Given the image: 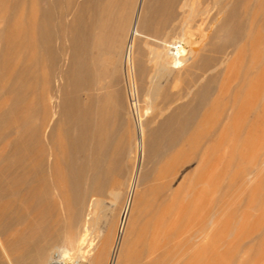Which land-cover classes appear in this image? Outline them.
<instances>
[{
  "label": "bare ground",
  "instance_id": "obj_1",
  "mask_svg": "<svg viewBox=\"0 0 264 264\" xmlns=\"http://www.w3.org/2000/svg\"><path fill=\"white\" fill-rule=\"evenodd\" d=\"M82 2L43 0L42 7L31 8L25 14L28 44L41 43L42 46L40 53L26 50L30 52L26 64L28 78L35 76L36 65L43 61L47 88L50 77L69 80L74 89L81 85L92 87L94 78L104 76L99 69L102 73L96 71V67L102 47L110 39L107 46L116 51L125 78L130 77L132 67L139 78L146 74L149 87L143 91L142 102L145 110L157 112L144 120L141 115L137 131H132L130 122L125 123L126 110L119 91L113 89L109 93L103 85L95 87L99 89L94 91L97 94H88L83 103L77 94L69 96L65 92L57 105L43 104L44 113L57 106L58 110L52 112L53 117L54 114L63 117L56 118L47 134V152L41 153V168L38 166L41 170H38L46 184L43 187H49L44 173L47 161L48 173L51 170L58 175L68 174V183L76 190L74 214L68 225L76 224L77 229L60 239L75 247L77 259L68 262L70 250L62 248L56 257L52 254L49 264H80L85 254L89 264H181L190 256H193L191 264H204L203 256L208 250L216 257L264 258V159L257 161L264 148V52L257 54L254 50L255 56L249 57L254 70L248 64L250 68L246 66L244 78L231 82V78L227 79L230 71L239 69H232L233 62L229 63L232 51H225L226 47L237 46L244 40H250L246 41L250 42L249 46L264 45V0L218 1L219 9L207 25L211 32L205 43L211 50L218 49L219 59L207 67L210 68L208 73L194 74L197 76L187 84L188 89L184 92L186 96L192 94L189 100L175 109L172 107L169 112H166L169 104L173 105L170 101L165 108L155 106L156 99L162 95L165 101L171 97H168L169 92L163 91L162 78H179L183 73L189 74L191 69L203 66V60L200 62L195 58L198 44L190 33L197 25H194L199 19L196 16L203 9L197 4L193 6L190 0H85L91 2L90 10L86 11V4ZM214 2H211L213 6L216 5ZM63 13L71 15L65 24L58 20ZM204 14L202 16L207 15ZM111 18L114 21L110 22ZM56 29L63 34L67 32L69 44L65 47L68 48H52L53 35L58 33ZM117 41L118 48L114 44ZM143 47L148 49V59L143 57ZM62 53L68 63L64 70L59 66ZM143 58L152 64L149 70ZM113 66L109 72L107 70L111 77L107 80L109 84H116L120 79L117 80L120 76ZM16 76L13 74V80ZM218 77L221 79L212 96ZM54 85L56 89L49 98L58 97L62 88L59 83ZM26 135L31 142L38 136V127L29 126ZM167 150L171 153L159 167ZM126 156L131 161L129 170H125L122 163ZM194 159L196 163L185 177L183 175L182 183L173 186L171 182L180 167ZM148 161L151 166L144 165ZM30 168L28 171H33L34 168ZM197 174L199 191L187 192L185 196L190 199L184 203L177 201L187 184L188 189L193 186ZM122 176L123 181L120 180ZM187 178L188 182H185ZM85 179L88 180L85 181L87 188L82 186ZM246 183H250L249 192L233 200V194ZM86 190L90 192L88 200ZM104 194L110 198L107 203L101 196ZM229 195L233 198H226ZM122 198L123 203H120ZM230 200L234 205H229L233 207L227 210ZM150 201L151 208L147 207ZM62 203L66 205V200ZM192 213L194 216H189ZM187 220H192V230L181 227L182 223L186 226ZM142 238L147 241L142 242ZM141 242L143 246H140ZM255 242L261 247L255 249ZM177 244L187 249L173 262L174 254L170 251ZM45 252L44 247L37 250L34 264H45Z\"/></svg>",
  "mask_w": 264,
  "mask_h": 264
},
{
  "label": "rangeland",
  "instance_id": "obj_2",
  "mask_svg": "<svg viewBox=\"0 0 264 264\" xmlns=\"http://www.w3.org/2000/svg\"><path fill=\"white\" fill-rule=\"evenodd\" d=\"M36 1H37L36 3L31 4L30 0H0V54H1L0 56V264H34L35 262L34 259L37 258L36 256L37 250L41 247L46 248V252L44 256L45 264H49V261H51L50 258L52 254H54L55 252H57L58 250L62 248H67L68 250H70V258L67 259L68 262H69V259L73 262L74 260L77 259L78 252L77 253L75 252L77 251L75 247H72V245L70 246V243L68 244L66 240L62 241V239H60V238H63V236L67 232L72 233L77 229V226H75L76 224H74L72 227L68 225L70 218H72L74 214V197L76 195V190H74V188L70 186V183H68L69 181L66 178L69 176L68 174L62 172V174L58 175L57 173L51 172V170H49V173H48L47 171L48 169H46L47 161H45L44 163V168H45L44 173L46 176L47 185L49 186L48 189H45L46 184L41 178L42 174L40 172L41 166L39 165V160H41V153H43V151L47 152V146H46L47 145L46 143L47 134L50 131V129L53 127V125H55L54 122L56 118L58 117H60V119L63 118L58 114H54V117H53L52 112L54 111V109L56 111L58 110L57 106L56 108L55 107L51 108L52 110L48 108V110L44 113L43 112L44 103H50L53 106H55V104L57 105L58 101L60 100V97L65 92H66L65 94L69 96H74L75 94H77L80 98V102L83 103L86 101V96H88V94L92 92H93L92 94H94L95 93L94 91L96 92L97 90L99 91V89H96L98 88L97 86L103 85L104 87H106L105 91L109 93H111L113 89H116L117 91H119L120 95L122 96L123 102H124L125 110L127 112V113L125 112L124 114L125 123L128 124L130 122L129 128L132 129V131L133 130L137 131L136 126L138 123V119L141 118V115H142L141 119L144 120L146 116L147 118H149L151 117L152 113L157 112V111L152 112V110H145V103L142 102L144 101L143 98L145 97V92L147 90V89L145 90V88L149 87L148 86L149 83L147 82L148 78L146 77V74L144 75V78L140 77L141 78L140 80V78L137 76L138 74H136L135 72L136 69L132 67L130 77L125 78L123 74L121 73V69L118 64L117 54L115 55L116 51H113L112 48H109V45L107 46V43L110 42V39L107 40V42L104 44V47H102L103 52L101 51V55H100L101 59H99L100 62H98L99 63L97 65L98 68L96 67V71L98 72L102 71L103 73L102 72L100 73L104 74L105 77L102 75L100 76L101 78L100 77L94 78L95 86L93 85L92 87H90L89 85H81L79 88L74 89L72 86V83L69 80H66L64 78L62 79L61 77L60 78L50 77L51 83H50V86L47 88L45 85V79H44L45 74H46L45 73L46 67H45V62L43 61L38 62V64L36 65L35 76L33 78H28V73L26 69L27 55L31 51L40 53L41 52L40 48H42L41 43H37L36 45H29L26 39L27 36L25 32L26 30V27L24 24L25 14H27L31 8L37 9L43 4V0H36ZM78 1L76 0L77 3H81L82 1H84L82 2V4L83 5L86 4L84 5L86 11L90 10L89 8H91V4H90L91 2L86 3L85 0H78ZM213 1H215L213 4L216 3L217 6L216 5L213 6L211 4V2ZM218 1L220 0H199V1L190 0L193 6H196L197 4L200 8L203 9V12H200L196 16V18L198 17L199 19L197 21L196 20L194 21V25L196 24L197 25L194 26L190 32L192 34L193 39L198 44V50H199L198 56L195 58L198 61L200 59V62L201 60H203V63H201L203 66L200 67L202 68L201 70H199L200 68L191 69V72H189V74L185 75L183 73L184 75L182 74L179 78H173V77L168 78V79L162 78V81H164L163 83H165L163 84V91L166 94H168L169 92L168 97L171 96L170 97L171 99L168 98L169 100L167 99L168 101H165V99H162L164 98V95H162L161 96L162 98L159 97L156 99L157 100L155 101V104H157L155 105L156 107L159 105L160 107L162 106V108H165V106H168L166 103L170 101L169 103H172L173 105L168 103L169 108L166 112H169L170 110L175 109L177 105L179 106L180 104L187 102L192 94H188L186 96L184 92H186L188 89L187 84L188 83L191 84L194 81L193 79H195V77L197 76L194 74L195 73L199 74V72L200 74L201 72L202 74L208 73V70L210 68L207 69V67L213 66L216 63L215 61H218L219 59L218 56L220 55L218 54L219 53L218 49L213 48L211 50V48H209L208 45L205 43L209 40V36L211 32L208 29L207 25H209L210 23L209 21H211L212 17L217 13L219 9L220 4H218ZM211 6L216 7V8L210 9ZM204 10L207 13H205ZM211 11L213 12V14L211 13ZM203 14L204 15L207 14L208 16L207 15L202 16ZM70 18H71V15L69 13L68 14L63 13V17L61 15V17H59L58 20L59 21L62 20L60 23L63 22L62 24H65L66 22L70 21ZM54 19L57 20L55 17ZM206 19H207V22H206ZM112 21L114 20L111 18L110 22ZM198 21L199 23H197ZM57 30L58 29H56V32L58 33L53 35L52 42L54 43H52L53 45L52 48H68V47H65L66 45L68 46L69 44V41L67 39L68 38L67 32L63 34L59 32V30L58 31ZM201 31H205V32H201ZM109 33H110L109 35L111 36L112 32L110 30H109ZM56 36H58L59 38L56 39ZM224 36L225 35L222 36L223 39L225 38ZM206 37H207V40H206ZM246 41H250V40H246ZM246 41L245 40L242 41L237 46L233 45L234 47L228 46L226 47V49L223 48V51L224 49L225 51L226 50L232 51V54H231L232 59L229 61V63L233 62L232 69L233 67L235 69L237 68L239 69L238 71L235 70V72H232L234 71V69L231 70L230 71L231 76L228 74L230 77L227 75L228 76L227 79L231 78L230 79V81L232 80L231 82H234V79L235 80L242 79V76L244 78V74L247 72L245 71L246 69L251 67V69L254 70V67L252 66L253 63H251L252 59H250L249 57H251L252 55L255 56L254 54L255 51L257 52V54L260 53V51L264 52L263 44L262 46L258 45L257 47L256 46L254 47L251 44L249 46L248 44L250 42L247 43ZM203 42L204 44H202ZM114 44L115 45L117 44L115 46L117 48L120 45L118 41L115 42ZM242 45H244L245 47ZM239 46H241L240 47L241 49L239 48ZM30 47L32 48L34 47V48L32 49ZM244 48H246L247 50H244ZM26 50H29L30 52ZM213 50L214 52H212ZM1 51L2 53H4L3 56H2ZM248 51H251V52H248ZM141 52L143 53V57L145 58L148 57L149 52L146 47H143V49H141ZM64 53H62V55ZM65 54L67 55V53ZM65 54L61 56L62 58L60 57V61H59V66L63 70L68 67L67 57H65L66 56ZM214 55L217 57L215 58ZM206 58H208V60ZM234 58H236L237 60H235ZM147 59H144L146 60L144 64H146V68L148 69L150 66H152V64L148 62ZM205 60H207L208 63ZM238 63L239 65L240 64L241 65L239 66ZM248 64H250V67L248 66ZM113 65L116 66V70H115L116 74L117 75L119 74L120 76V77H117V80L119 78L120 79L117 81L116 84L111 83V82L109 84L107 83V80L110 81L111 77H108V74H109L108 72L110 71V68H112ZM97 69H99L100 71ZM147 69H146V72H147ZM251 69L249 70L253 71ZM133 72L135 74H133ZM13 74L17 75L16 80H13L14 79ZM221 78L219 77L217 78L218 79L217 83L214 85L215 88L213 87V90L211 92L212 96H214V94L216 93L215 92L217 90L216 85H218V82L220 81ZM53 79L56 80L55 81L56 84L57 83H59V85L61 84L62 88L58 92V97L53 96L49 98V96L56 89V85H54L55 82H53L54 81ZM129 85L132 87L130 88ZM117 86L118 87L120 86L119 89ZM191 86L193 87V85ZM46 90L47 91L49 90V91L47 92ZM163 102L166 105H164ZM142 106L144 108H142ZM141 112L144 114H140ZM31 125L38 127V136L35 139H32L31 142H29L27 135H26V129ZM148 125H150V123ZM115 127L116 129H118L117 128L118 124H116ZM185 147H187V145ZM170 153L171 152H169L168 150L164 152L163 156L161 157L158 163L159 167L163 166L164 162L167 161V158L170 155ZM126 159H127V156L125 159H123V162H122L124 163L123 167L125 166L124 169L129 170L131 168V161H129V159L127 160ZM262 159H264V148L261 150L260 156L257 157V161L258 160L261 161ZM190 163L185 164V166L183 165L184 167L183 166L180 167V170L176 174L175 180L171 182L173 186H176V183L177 184L182 183L181 180L183 179L182 178L183 175L185 177L191 171L192 167L196 163V160L194 159ZM144 165L151 166L152 163L148 161V162H144ZM38 166L40 168H38ZM29 167H31L30 170L34 168L33 171L29 172L28 171ZM57 179L58 180L60 179V180L58 181ZM198 179H199V176L197 174V176L196 175L194 176L193 186L190 189H188V184H187L184 190H182L180 195L178 196L177 201L184 203L188 199H190V197L185 196L187 192L197 193L199 191L200 185L197 182ZM120 180L123 181V176L121 177ZM85 181L87 182L88 180L85 179L82 182L83 188L88 187V185H85ZM184 181L188 182V178ZM43 184H45L44 185L45 187H43ZM51 184H53V186L55 187H53ZM141 186L143 187L144 185L141 184ZM138 189L141 190L142 188L139 187ZM249 190H250V183H246L243 186V188H240L238 192H235V194H233L235 195L234 198L232 197L233 195L231 196L229 195V197L227 196L226 198L232 197L233 200L234 199L237 200V198H240L241 196H243L244 192L247 193L249 192ZM129 191L130 190L128 189L127 195L129 194ZM89 196H90V192L86 190L87 200ZM101 196L104 198L105 203L110 201V198L107 194H104ZM123 198H124V195H123ZM123 198L121 199L120 203L121 202L123 203ZM64 200H66V205H63L64 203H62L64 202ZM231 202L232 200H230V204L228 203L227 210L233 207V206L228 207L229 205H234ZM155 204L156 203L154 202V205ZM151 205H152V202L150 201V204L147 205V207L151 208ZM190 215L194 216L193 213L189 214V216ZM189 222L186 223V226H184L185 223H182L181 227L183 229L186 228L187 230L188 229L192 230L193 222L192 220ZM144 230L145 229H143V233L145 234ZM53 236H55L54 237L55 241H54ZM57 236L60 240H58ZM145 236L146 235H144V237ZM145 238L144 240L143 238L141 239L142 242L147 241L145 240ZM255 244H254L255 249L261 247V244L259 242H255ZM143 245L144 244L142 243V245L140 246H143ZM140 246L138 244V248H141ZM176 246L172 249V251H170L171 254H174L172 258L173 262L175 261V259H178L181 256V254H183L185 249H187V247H184L182 249L181 247H179L180 246L179 244H177ZM84 256L85 257L83 258L85 259H83V261L81 260L80 264H89L88 263L89 260L86 261V259H89L87 258L88 255L85 254ZM258 258L256 257V259H254V257L253 258L251 257H248V258L247 257L245 258L237 257L236 258L235 257L231 259V258L224 257V256L216 257L211 252L209 253V250H208V252L205 253L203 256V262L204 264H264V258H261V259H258ZM192 260H193V256L187 257L181 264H191Z\"/></svg>",
  "mask_w": 264,
  "mask_h": 264
},
{
  "label": "built area",
  "instance_id": "obj_3",
  "mask_svg": "<svg viewBox=\"0 0 264 264\" xmlns=\"http://www.w3.org/2000/svg\"><path fill=\"white\" fill-rule=\"evenodd\" d=\"M56 255H57V252L54 253V257H56Z\"/></svg>",
  "mask_w": 264,
  "mask_h": 264
}]
</instances>
